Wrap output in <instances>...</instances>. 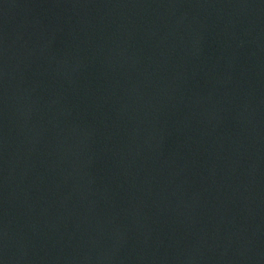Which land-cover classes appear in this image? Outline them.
Instances as JSON below:
<instances>
[{"label":"water","instance_id":"obj_1","mask_svg":"<svg viewBox=\"0 0 264 264\" xmlns=\"http://www.w3.org/2000/svg\"><path fill=\"white\" fill-rule=\"evenodd\" d=\"M0 264H264V0H0Z\"/></svg>","mask_w":264,"mask_h":264}]
</instances>
